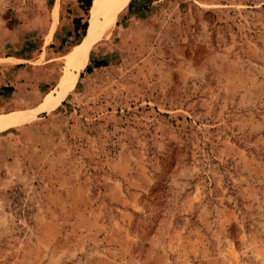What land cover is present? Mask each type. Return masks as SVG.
<instances>
[{
  "label": "rangeland",
  "instance_id": "obj_1",
  "mask_svg": "<svg viewBox=\"0 0 264 264\" xmlns=\"http://www.w3.org/2000/svg\"><path fill=\"white\" fill-rule=\"evenodd\" d=\"M80 1L0 0V113L58 88ZM0 264H264V0H126L0 132Z\"/></svg>",
  "mask_w": 264,
  "mask_h": 264
},
{
  "label": "bare ground",
  "instance_id": "obj_2",
  "mask_svg": "<svg viewBox=\"0 0 264 264\" xmlns=\"http://www.w3.org/2000/svg\"><path fill=\"white\" fill-rule=\"evenodd\" d=\"M126 0H95L89 33L82 43L65 56L66 73L57 89L50 92L45 101L34 109L0 113V132L34 121L40 112H51L58 108L74 89L81 70L87 66L95 43L106 36L115 25ZM53 34H51V37ZM108 37V36H107ZM104 39V38H103Z\"/></svg>",
  "mask_w": 264,
  "mask_h": 264
},
{
  "label": "trees",
  "instance_id": "obj_3",
  "mask_svg": "<svg viewBox=\"0 0 264 264\" xmlns=\"http://www.w3.org/2000/svg\"><path fill=\"white\" fill-rule=\"evenodd\" d=\"M82 3V8L83 10L86 11V13H88L92 7V3H93V0H81L80 1ZM132 6V5H131ZM74 24H75V33H76V36L78 38L81 37L80 35V30L82 29L83 30V34L82 36H86V32L88 30V22L86 23H83V20L82 18H76L74 20ZM108 65V62L105 61V60H102V61H98L95 63V68H102V67H106ZM92 65L89 66L88 68V72L91 73L93 71V68H94ZM5 90H8L9 92H13V88L12 87H7L5 88Z\"/></svg>",
  "mask_w": 264,
  "mask_h": 264
}]
</instances>
